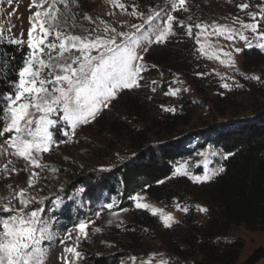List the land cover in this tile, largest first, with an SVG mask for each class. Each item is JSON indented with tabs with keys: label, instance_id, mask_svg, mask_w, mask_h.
<instances>
[{
	"label": "rangeland",
	"instance_id": "1",
	"mask_svg": "<svg viewBox=\"0 0 264 264\" xmlns=\"http://www.w3.org/2000/svg\"><path fill=\"white\" fill-rule=\"evenodd\" d=\"M32 2L0 0V42L21 39L25 43L16 46L27 48V32L31 27L29 17L37 11ZM121 2L125 3L127 11L120 10L108 0H76L75 4L69 0L68 10L58 4L64 13L61 28L77 35H91L95 29L96 34L104 35L103 21L117 31L132 33L135 39L141 41L142 47L138 51L144 56L147 71L142 73L141 88L135 91H139L147 102L146 107L140 110V114L128 116L123 113L124 108L112 103L100 115L108 113L112 120H117L120 129L112 130L110 127L99 133L95 126L96 120L78 127L70 142L60 143L50 153L42 154L41 162L46 165L42 170L29 167V171H23L26 162L8 154L11 150L7 148L6 137L11 134L0 137V168L12 160L9 169L15 167L18 170L15 174L9 172L7 179L0 172V198L9 196L20 187L26 188L31 171L39 172L36 188L30 191L38 198H47L45 204L40 206L46 209L45 218L53 221L55 232L54 239L42 245L48 249L46 264H63L61 257L70 256L63 250L76 245L75 228L81 222L92 223L88 237L78 242L82 259L77 264H133L132 258H135V264H142L150 257L153 258V264H158L161 259L167 260L169 264H205L200 255L182 258L170 252L160 240L159 231L168 228L163 226L159 215L153 216L148 210L136 209L131 197H145L144 202L171 214L177 223L189 209L194 211L197 223L206 222L207 212L199 209H207V205L203 202L193 203L188 186L208 183L217 175L208 182L200 183L189 176H204L217 171L227 156L222 143L233 139V135H229L247 134L250 129L264 123V50L256 46V37L249 31L244 34L252 41V47L246 46L238 37L228 41L209 28L207 33L200 36V43L209 46L205 50L207 54L202 55L195 38L199 30L194 25L217 24L236 30L240 28L239 21L253 22L247 15L249 11L257 12L258 22L264 25V13L260 12L264 0H187V11L172 13L176 17L173 25L176 34L172 37L185 35L193 40L196 47L190 61L191 70L187 74L170 71L158 76H152L158 68L145 60L147 52L144 53L142 48L148 47L149 50L155 45L149 41L154 40L155 26L161 25L166 19L165 12H171V0H163L144 9L138 7L136 0ZM48 3L51 0H46L43 7L47 8ZM241 3H249L251 7L242 12L238 7ZM133 7L143 12L145 17L149 9L160 10L161 18H157L151 26L143 24L140 31L136 32L131 25L142 24L143 21L130 15ZM85 15L91 18V22L84 19ZM236 18L238 20L234 23ZM189 26L193 28L192 36L186 31ZM236 48L240 51H234ZM224 52L231 53L235 67L220 63V60H227ZM213 53L215 55L210 59L209 55ZM28 54L29 49L26 58ZM252 76L260 79L252 80ZM153 81L156 83L153 84ZM223 84L230 87L226 89L222 87ZM169 88L179 89V92L176 96L165 95ZM165 107L174 111L165 112ZM51 130L57 141L69 140L61 135V131H71L63 123ZM147 149H164L172 157L166 161L171 175L163 182L175 188L176 181L182 187L176 192L178 197L168 204L155 201L141 190L124 197L121 179L105 183L110 174L126 166ZM181 164L186 165L188 174H176V168ZM180 196L183 197L181 200ZM108 203H114L113 209L105 207ZM177 205L180 209L187 208V212L179 210ZM138 213L148 214L157 223L153 225L145 219L133 222V215ZM69 232L72 233L71 240L65 239ZM60 240H64V243H60ZM223 241H239L242 244L238 264L248 262L256 254L255 264H264V258L260 257L264 253V232L234 227Z\"/></svg>",
	"mask_w": 264,
	"mask_h": 264
},
{
	"label": "snow or ice",
	"instance_id": "2",
	"mask_svg": "<svg viewBox=\"0 0 264 264\" xmlns=\"http://www.w3.org/2000/svg\"><path fill=\"white\" fill-rule=\"evenodd\" d=\"M46 0H33L32 6L37 11L29 17L31 27L27 32L28 57L23 66L16 70L17 80L13 82L12 90L0 96V137H6L8 153L23 159L26 166L23 171L31 169L42 170L46 167L42 161V154L50 153L60 143H68L80 126H86L96 120L104 109H108L114 100L123 91H133L141 88L142 73L147 71L144 56L138 49L142 47L141 41L134 38L130 32L117 31L115 28L101 21L104 25V35L96 34L92 30L91 35H77L69 33L61 28V19L64 13L58 8L62 4L65 10L70 7L69 0H51L47 8H44ZM72 4L76 0H71ZM122 11H127V6L121 0H108ZM243 12L251 7L249 3L238 5ZM180 10L187 11V0H171V12H165L166 19L161 25L155 26L154 40L149 43L164 44L176 33L172 14ZM264 13V7L260 9ZM131 16L140 18L142 24H133L131 28L139 32L143 24L150 26L157 18H161V11L149 9L145 17L143 12L133 7ZM248 17L253 21L246 23L239 21L240 28L232 29L217 24L196 23L194 27L199 30L195 34L198 51L205 55L206 43H200L201 34L207 33L211 28L216 35L223 36L228 41H234L237 37L246 46L252 47V41L244 34L249 31L256 37L257 44L264 50V25L258 22L257 12L249 11ZM85 20L91 22V18L85 15ZM238 18L233 22H237ZM87 31V30H85ZM187 33L192 36V26L187 27ZM111 33V34H109ZM51 37V39H50ZM10 44L22 45L21 39H9ZM144 53L148 47H143ZM234 51L239 52L236 48ZM209 55V58H212ZM227 60H220L221 64L235 67L230 52H224ZM155 67V66H153ZM252 80L260 77L252 76ZM153 84L156 82L153 81ZM222 87L229 88L228 84ZM155 91V88H153ZM179 89L169 88L165 95L176 96ZM163 111H174L171 108H163ZM63 123L71 131H61V135L69 140L57 141L54 132L57 125ZM201 155H204L203 153ZM225 159L228 157L225 156ZM13 161L8 160L0 168L4 178H8L9 172L15 174V167L9 169ZM224 172L220 167L217 171L204 176H189L195 182H208L219 173ZM177 175L187 173L186 165L181 164L176 168ZM39 180V172L31 171L27 179V187H20L12 191L9 196L0 198V264H46L48 249L43 247L44 242H50L55 237L54 223L51 218H45L46 209L40 205L45 204L47 198H38L32 194ZM11 188V186H9ZM83 191V190H81ZM131 199L138 210H148L151 215H159V219L165 228H170L177 223L171 214L164 213L153 205L144 202L145 197L134 195ZM57 206L59 201H56ZM105 207L113 209L114 203H108ZM179 210L187 212V208ZM201 212L208 209L200 208ZM124 211H127L125 209ZM116 216V213H113ZM92 222H81L76 225V245L65 247L63 264H77L82 259L78 250V242L88 237V229ZM100 231L99 228L96 229ZM65 239L71 240L72 233H67ZM64 243V240H60ZM133 264H135V258ZM153 264V258L142 262ZM158 264H169L165 259Z\"/></svg>",
	"mask_w": 264,
	"mask_h": 264
},
{
	"label": "trees",
	"instance_id": "3",
	"mask_svg": "<svg viewBox=\"0 0 264 264\" xmlns=\"http://www.w3.org/2000/svg\"><path fill=\"white\" fill-rule=\"evenodd\" d=\"M161 1L136 0L141 9ZM195 47L193 40L185 35L172 37L164 44L152 45L145 54V60L158 68L152 76L170 71L187 74L191 70L190 61ZM27 53L26 47L0 42V96L12 90L13 82L17 80L16 70L23 66ZM112 103L124 108L123 113L128 116L140 114L147 105L140 92L135 90L123 91ZM95 126L99 133L110 127L112 130L120 129L117 120H112L108 113L100 115ZM229 136L233 139L222 143L228 157L223 162L224 172L208 183L188 186L192 202L207 205L206 222L197 223L194 211L189 209L179 223L159 231L161 242L179 257L200 255L205 264H238L243 246L239 241H223L227 233L234 227L264 232V123L250 129L247 134ZM171 158L164 149H147L110 174L105 183L121 179L124 197L141 190L155 201L168 204L178 197L176 192L182 187L176 181V189L163 182L171 175L166 164ZM143 219L153 225L157 223L146 213L132 217L133 222ZM256 256L244 264H255ZM260 257L264 258V253Z\"/></svg>",
	"mask_w": 264,
	"mask_h": 264
}]
</instances>
